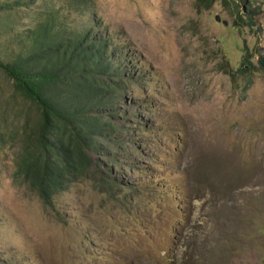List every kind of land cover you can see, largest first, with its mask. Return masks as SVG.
<instances>
[{"label":"rangeland","instance_id":"rangeland-1","mask_svg":"<svg viewBox=\"0 0 264 264\" xmlns=\"http://www.w3.org/2000/svg\"><path fill=\"white\" fill-rule=\"evenodd\" d=\"M10 1L0 0V45L44 18L42 2ZM247 2L56 1L69 26L107 29L141 56L109 118L120 148L107 140L98 155L123 184L109 198L79 182L48 206L14 176L17 149H4L0 262L264 264V0ZM248 53L257 68L239 73Z\"/></svg>","mask_w":264,"mask_h":264},{"label":"trees","instance_id":"trees-1","mask_svg":"<svg viewBox=\"0 0 264 264\" xmlns=\"http://www.w3.org/2000/svg\"><path fill=\"white\" fill-rule=\"evenodd\" d=\"M56 1L11 0L8 6L13 8L42 2L44 18L32 27L10 31L0 45V152L17 149L14 176L52 207L79 182L116 198L115 187L123 183L98 155L107 140L120 148V140L111 134L120 128L109 119L121 100L115 92L120 87L122 95L131 67L141 59L132 55L129 42L115 43L107 29L69 26L59 16ZM216 1L197 0L196 5L210 9ZM85 2L80 0L76 10ZM245 15L250 21L245 26L252 29V11ZM238 16L244 22V16ZM5 25L10 28L11 22ZM252 58L246 54L239 73L257 68ZM257 64L264 73V55ZM118 198L126 204L133 195Z\"/></svg>","mask_w":264,"mask_h":264}]
</instances>
